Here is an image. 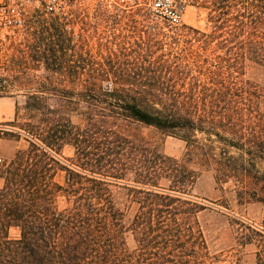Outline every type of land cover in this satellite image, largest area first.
Segmentation results:
<instances>
[{"label": "trees", "instance_id": "16d2710c", "mask_svg": "<svg viewBox=\"0 0 264 264\" xmlns=\"http://www.w3.org/2000/svg\"><path fill=\"white\" fill-rule=\"evenodd\" d=\"M192 2L208 11L207 30L152 26L157 45L170 41V60L149 49L101 62L82 53L72 18L46 23L50 55L35 62L68 71L24 78L36 87L24 94V122L17 104L16 130L7 132L28 147L0 168V264H214L200 221L210 208L191 196L197 166L241 192L255 186L264 204V81L246 75L250 66L264 70V0ZM12 84L23 82L0 77V93ZM142 127L179 135L184 156L165 154Z\"/></svg>", "mask_w": 264, "mask_h": 264}, {"label": "rangeland", "instance_id": "374dc122", "mask_svg": "<svg viewBox=\"0 0 264 264\" xmlns=\"http://www.w3.org/2000/svg\"><path fill=\"white\" fill-rule=\"evenodd\" d=\"M115 6L117 9L113 7L106 9L100 0H69V6L61 15L42 10H28L19 23L0 25V77L19 76L23 82V84H12L5 93H0V96L4 95L0 97V110H4L5 116L6 114L9 116L6 120L0 121L1 169L9 164L17 150L28 147L25 138L18 141L7 133L16 130L9 124L16 117L17 104L21 110L19 122H24L26 118L23 109L26 100L24 94L29 88L36 87L24 78L29 75L42 76L54 71H68L46 68L42 62H35V59L43 58L45 54L50 55L46 51V45L41 43V38L48 36L45 26L46 23L52 25L53 16L65 14L72 18L74 24L69 25L68 31L76 38L82 35L86 41L83 44L85 52L82 53L88 54L87 51L101 62L108 58L124 60L128 57L145 56L149 49L153 52L152 57L173 59L174 52L170 50V41L166 40L164 44L157 45L151 33L158 29H153L152 26H158L169 34L172 30H179L185 26L202 31L209 28L208 11L192 0L183 9V22L180 26H169L134 0H127ZM75 10L78 11L77 14L71 16L70 12ZM106 10L112 12L107 14ZM7 15L0 13V22L1 16ZM145 17L150 22L147 23ZM48 32L54 33V29H48ZM68 55L75 56L76 53L70 50ZM246 75L256 83L264 81L262 68L250 66ZM51 104L57 105V101L51 100ZM82 110L83 107L72 113L75 124L82 122ZM141 132L165 154L177 158L184 156L186 142L179 135L152 127H142ZM63 155L66 158L73 157L74 149L71 146L65 147ZM193 168L198 173V179L191 196L210 208L200 215V221L205 236L217 255L214 264H257V254L262 245L259 234L264 233V204L258 201L259 190L255 191L254 186L250 192H241L236 189L238 185L232 179L220 184L216 181L213 170L199 166ZM253 192L257 195L255 196ZM135 212L136 207L133 206L127 213L126 222H130ZM11 236L17 237L18 231L12 229ZM126 239L129 247H134L130 233L127 234Z\"/></svg>", "mask_w": 264, "mask_h": 264}, {"label": "built area", "instance_id": "2783aa9c", "mask_svg": "<svg viewBox=\"0 0 264 264\" xmlns=\"http://www.w3.org/2000/svg\"><path fill=\"white\" fill-rule=\"evenodd\" d=\"M108 6H115L127 0H100ZM150 10L153 15L169 26H180L183 22V9L190 0H134ZM69 6V0H0V25L17 24L28 10H42L61 15ZM12 13V14H10Z\"/></svg>", "mask_w": 264, "mask_h": 264}, {"label": "crops", "instance_id": "0c3cea01", "mask_svg": "<svg viewBox=\"0 0 264 264\" xmlns=\"http://www.w3.org/2000/svg\"><path fill=\"white\" fill-rule=\"evenodd\" d=\"M6 115L7 116H5L4 110H0V121H4L9 117L8 114ZM3 186H4V179L0 177V188H2Z\"/></svg>", "mask_w": 264, "mask_h": 264}]
</instances>
